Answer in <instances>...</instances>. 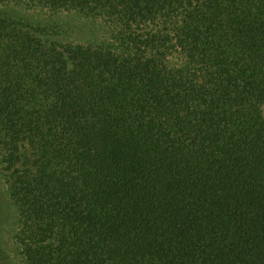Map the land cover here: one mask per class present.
I'll return each mask as SVG.
<instances>
[{
	"label": "trees",
	"instance_id": "1",
	"mask_svg": "<svg viewBox=\"0 0 264 264\" xmlns=\"http://www.w3.org/2000/svg\"><path fill=\"white\" fill-rule=\"evenodd\" d=\"M7 2L0 154L21 264H264V0H42L101 15L88 43L16 24Z\"/></svg>",
	"mask_w": 264,
	"mask_h": 264
},
{
	"label": "rangeland",
	"instance_id": "2",
	"mask_svg": "<svg viewBox=\"0 0 264 264\" xmlns=\"http://www.w3.org/2000/svg\"><path fill=\"white\" fill-rule=\"evenodd\" d=\"M7 1L9 6L17 12L16 15L27 17L20 18L19 20L13 18L16 24L20 23L21 26H25L26 28L30 26L31 30H37V28L43 27V25L35 24L36 21H42L47 24L53 21L58 24L59 30L57 29L54 33V37L52 36V38H55L58 42H98L107 37V23L104 22V18L99 14L97 15L98 17L85 18L79 13L69 12L66 11V9H62V11L57 13H51L52 10L48 6L42 5V0ZM24 19H29L28 23H25ZM0 54H4L2 47H0ZM172 58L176 59L177 56ZM4 171L0 154V236L3 239L4 247L8 251L12 263L21 264L22 259L25 257V249L23 243L20 242L21 238L23 239V237L28 234L24 231V221L13 203L9 184L5 181L6 172ZM0 263H2L1 258Z\"/></svg>",
	"mask_w": 264,
	"mask_h": 264
}]
</instances>
